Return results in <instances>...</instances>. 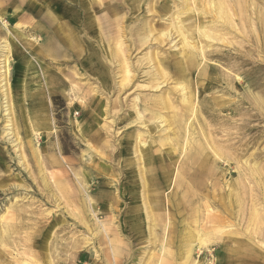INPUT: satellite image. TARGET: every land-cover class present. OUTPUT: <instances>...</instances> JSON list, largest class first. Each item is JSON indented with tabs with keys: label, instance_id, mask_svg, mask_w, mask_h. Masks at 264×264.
Returning <instances> with one entry per match:
<instances>
[{
	"label": "rangeland",
	"instance_id": "1",
	"mask_svg": "<svg viewBox=\"0 0 264 264\" xmlns=\"http://www.w3.org/2000/svg\"><path fill=\"white\" fill-rule=\"evenodd\" d=\"M77 1L61 2L77 16L57 21L65 33L43 23L56 51L44 56L34 51L33 37L44 48L46 34L34 32L33 0H0V264H264V0H210L200 19L217 38L195 65L175 31L182 1ZM184 93L203 160L168 188L161 175L183 154ZM97 224L113 242L94 236Z\"/></svg>",
	"mask_w": 264,
	"mask_h": 264
},
{
	"label": "bare ground",
	"instance_id": "2",
	"mask_svg": "<svg viewBox=\"0 0 264 264\" xmlns=\"http://www.w3.org/2000/svg\"><path fill=\"white\" fill-rule=\"evenodd\" d=\"M99 1V0H98ZM179 1V0H178ZM180 1H182V7L177 11H175L176 13H177V15L176 16H178V22H176L175 20V31H176V33H178V35H180V36H182V40L180 41L181 43H182V48H181V46H180V48L182 49V53H183V58H182V54L181 55H179V56H181V58L182 59H185V61H186V64H190V65H195V64H199V62H202L203 61V59H205V50H206V47H208V44H205V40H207L208 38H212V39H214V38H217V33L214 31V30H212V28H211V23H207V21L205 22V21H202L201 19H200V15H203L204 16V18H206V20H207V18H208V11L210 12V7L212 6V2L210 1V0H180ZM217 1V0H216ZM243 1V0H242ZM247 1V0H246ZM61 2H66V3H70V6H77L78 4H79V2L77 1V0H33V5H32V14H33V16H34V18H35V21H36V27H35V29H34V32L35 33H43V32H45V40H46V46H44V48L43 47H41L40 46V43H38L39 41H40V39L41 38H38V36L36 35L35 37H33V40H35V42H34V51L35 52H37V53H41L42 55H44V56H52V55H54L55 54V46H53L54 44H51L50 45V42H52V36L50 35V34H48V32L45 30V29H47L46 27H51L54 23H57V21L58 20H62V19H64L63 17H68V16H72V17H76L77 18V16H75L74 15V12H73V10H72V8L71 7H66V6H61ZM140 2V1H139ZM218 2V1H217ZM235 2V1H234ZM124 3V2H123ZM122 3V4H123ZM130 3V2H129ZM138 2H136V4H137ZM219 3V2H218ZM229 3V2H228ZM217 4V3H216ZM237 4V3H236ZM246 4V3H245ZM55 5H57V6H59V9L58 10H56V12H58L59 14H56V12L55 13H53V9H54V7H55ZM152 5V4H151ZM226 5V4H225ZM82 6V5H81ZM122 6V5H121ZM167 6V5H166ZM210 6V7H209ZM218 6L219 5H217L216 7H214V10L216 11V8H218ZM241 6V5H240ZM245 6V5H244ZM78 7V6H77ZM171 7V6H170ZM222 7V6H221ZM225 8H226V6H224ZM223 7V8H224ZM233 7H234V5H233ZM239 7V6H238ZM242 7H243V5H242ZM138 8H139V4H138ZM151 9H152V7H150ZM212 8H213V6H212ZM222 8V9H223ZM224 8V9H225ZM237 8V7H236ZM149 9V8H148ZM178 9V8H177ZM224 9H223V12H224ZM227 9H228V7H227ZM226 9V11H228ZM181 10V11H180ZM213 10V11H214ZM217 10H219V9H217ZM212 11V12H213ZM222 11V10H221ZM242 11V10H241ZM153 12V11H152ZM175 12H172V14L170 15L171 17V19H174V13ZM243 12V11H242ZM148 13V12H147ZM217 12H215V14H216ZM238 13V12H237ZM257 13V12H256ZM157 14V13H156ZM214 14V13H213ZM225 14V13H224ZM228 14H230L229 13V11H228ZM239 14V13H238ZM95 15V14H94ZM217 15V14H216ZM215 15V16H216ZM220 15V14H219ZM224 16V15H223ZM228 16V15H227ZM231 16V15H230ZM166 17V16H165ZM163 18V17H162ZM169 18V17H168ZM176 18V17H175ZM213 18V17H212ZM167 19V18H166ZM169 20V19H168ZM170 21V20H169ZM217 21V20H216ZM226 21V20H225ZM215 22V21H214ZM43 23L46 25V27H44L43 26ZM161 23H163V22H161ZM179 23H180V25H179ZM145 27H143V28H146L147 30H148V27H149V29L151 28L150 26H148L146 23H142ZM138 25V24H137ZM137 25H136V33L137 34H139L138 32H139V28L137 27ZM140 25V24H139ZM217 25H219V24H217ZM57 26H59V29H58V31H61V29H62V23L61 22H58L57 23ZM65 26H66V28L68 27V23H66L65 24ZM210 26V27H209ZM215 26V25H214ZM240 26V25H239ZM140 27V26H139ZM242 28V27H241ZM124 29V28H123ZM169 29V28H168ZM146 30V31H147ZM145 31V32H146ZM237 31V30H236ZM62 32L63 33H65V30L64 29H62ZM122 32V31H121ZM123 32H125V31H123ZM148 32H150L149 30H148ZM161 32H162V37H170V36H172L171 34H173L172 33V31L169 29V30H161ZM173 32H174V30H173ZM224 32V31H223ZM68 33H69V31H68ZM149 34V33H148ZM151 34V33H150ZM152 34H153V32H152ZM238 34H239V32H238ZM245 34V33H244ZM120 35V34H119ZM177 35V34H176ZM61 36V35H60ZM159 37L161 36V35H158ZM221 36V35H220ZM219 36V37H220ZM62 37V36H61ZM137 37V36H136ZM149 37H151V36H149ZM218 37V38H219ZM64 38V37H63ZM140 40L138 41V42H140V44H142L143 45V43L145 42V40H146V38H147V36L146 35H144V34H141V35H139V37H138ZM175 38V37H174ZM177 38V37H176ZM152 39V38H151ZM154 39H156V37L154 38ZM154 39L152 40V41H154ZM158 39V38H157ZM156 39V40H157ZM179 39V38H178ZM70 40V39H69ZM148 40V39H147ZM165 40H167V39H165ZM175 40H177V39H175ZM218 40V39H217ZM217 40H214V41H217ZM65 41V40H64ZM131 41V40H130ZM137 41V40H136ZM151 41V42H152ZM158 41V40H157ZM174 41V40H173ZM210 41L211 40H209V44H211L212 43V45H213V42L211 41V43H210ZM220 41V40H219ZM218 41V42H219ZM57 42L59 43V41H58V39H57ZM135 42V41H134ZM154 42H156V41H154ZM160 42V41H159ZM162 42V41H161ZM179 42V41H178ZM5 43V42H4ZM164 43V42H163ZM172 43V42H171ZM170 43V45H172ZM159 44V43H158ZM58 45V44H57ZM59 45H60V47H64V44H63V42H60L59 43ZM59 45H58V47H56V49H59L60 50V48H59ZM180 45V44H179ZM175 46V45H174ZM71 47H74L75 48V45H71ZM147 47V46H146ZM173 47V46H172ZM172 47H171V49H172ZM177 46H175V48H176ZM179 47V46H178ZM213 47V46H212ZM67 48V47H66ZM140 48V47H139ZM158 48V47H157ZM174 48V47H173ZM7 49H8V45L7 44H4V45H1V47H0V57H2L1 59H0V68H3V67H5L6 68V64H7V61H6V57H5V53H6V51H7ZM68 49V48H67ZM127 49H128V47H127ZM133 49V48H132ZM74 50H76V49H74ZM63 51V50H62ZM180 52V51H179ZM178 52V53H179ZM177 53V52H176ZM181 53V52H180ZM106 55V54H105ZM125 55V54H124ZM178 55V54H177ZM153 56V55H152ZM150 58V57H149ZM151 58H153V57H151ZM142 59V58H141ZM145 59V58H144ZM64 60V59H63ZM108 60V59H107ZM154 60H155V57L153 58V62H154ZM181 60V59H180ZM104 61V60H103ZM106 61V60H105ZM109 61V60H108ZM139 61V60H138ZM150 61H152V60H150ZM156 61V60H155ZM61 62V61H60ZM109 62H111V61H109ZM142 62V61H141ZM152 62V63H153ZM63 63H65V62H63ZM113 63H114V61H113ZM119 63V65L121 66V68H122V70L124 71V73L127 71V69H128V62H127V60L125 59V56H121L120 57V61L118 62ZM138 63V62H137ZM140 63V62H139ZM61 64V63H60ZM156 64V63H155ZM174 64V63H173ZM180 64V63H179ZM178 64V65H179ZM201 64V63H200ZM108 65V64H107ZM153 65V64H152ZM182 65V64H181ZM157 68H159V64H156L155 65ZM108 67V66H107ZM153 67H154V65H153ZM180 67V66H179ZM182 68V67H181ZM208 68V67H207ZM1 71L0 72H2V73H7V69H0ZM160 70H161V68H160ZM159 70V71H160ZM183 70V69H182ZM161 72H163L162 70H161ZM167 73V72H166ZM123 77H124V74H123ZM209 77V76H208ZM123 80H124V78H123ZM182 82V81H181ZM156 84V83H155ZM180 84V83H179ZM179 84H177V85H179ZM182 85V84H181ZM181 85L179 86V88L181 87ZM157 86V85H156ZM119 87H120V85H119ZM186 87L185 86H182L181 87V91L182 90H184ZM183 92H186V91H183ZM181 100V99H180ZM134 101V100H133ZM168 102V101H167ZM182 102L185 104L184 105V108H183V110L182 111H185L184 113L183 112H181V115H179V117L177 118V120H176V126H177V129H178V132H179V134L181 135L182 134V136H183V142L184 143H182L183 144V150H182V153L183 154H181L182 156H181V158H180V160H179V162H178V159H179V157H178V159L176 160V162L174 163V165H172V167H169V169L168 170H165V172H164V174H162L161 176L164 178V179H168V183H169V186H168V188L171 186V184L173 183H175L176 182V179H179V176H180V171H181V168H182V166H184V168L186 169V171L187 170H189V169H191V167L193 166V165H199V162L201 161V159L203 158L202 156H201V151L204 149V145H203V143L201 142V140L199 139V137L197 138V137H195L194 136V132H193V130H192V118H193V116H194V111H196L195 110V106H194V100L191 98V96H189L188 94H186V93H184L183 94V96H182ZM133 106H135V105H131V107L133 108ZM132 108H130V109H132ZM135 108V107H134ZM133 108V109H134ZM197 108V107H196ZM136 109V108H135ZM134 109V110H135ZM179 111V110H178ZM137 114L136 115H138V117L141 115V113L140 112H137V111H135ZM144 113H146V112H144ZM178 113V112H177ZM183 113V114H182ZM152 114V113H151ZM135 115V116H136ZM144 115V114H143ZM153 115H154V113H153ZM137 117V116H136ZM139 118H141V117H139ZM157 119H158V121L159 120H163V118H162V116H158V117H156ZM174 119V118H173ZM132 120V119H131ZM141 120H142V118H141ZM152 120V119H151ZM135 121H136V119H135ZM137 121H139V120H137ZM136 121V122H137ZM154 122H156V120L154 121ZM153 121H152V123H150V126H149V128L151 129V130H156L157 128H159V126L160 125H158V123L156 124V123H154ZM160 123V122H159ZM143 125V124H142ZM145 126V125H144ZM146 127V126H145ZM162 128H164V127H162ZM160 129V128H159ZM162 130V129H161ZM157 131V130H156ZM162 131H164V129L162 130ZM175 131V130H174ZM177 132V133H178ZM204 132V131H203ZM108 133V132H107ZM145 135V134H144ZM149 135V134H148ZM139 136V135H138ZM141 136V135H140ZM197 136V135H196ZM159 137V136H158ZM167 138V137H166ZM166 138L165 137H162L161 138V141L162 140H165L166 141ZM169 138H172V137H169ZM156 139V138H155ZM136 140H137V137H136ZM141 140V139H140ZM144 140V139H143ZM152 141V140H151ZM153 141H155V140H153ZM178 141V140H177ZM140 142V141H139ZM136 143V142H135ZM180 143H181V141H180ZM175 145V144H174ZM134 146V145H133ZM185 146V147H184ZM136 149V148H135ZM175 149V148H174ZM173 148H171L170 150L171 151H175ZM190 150V151H187V150ZM95 150V149H94ZM96 151V150H95ZM137 151H139L141 154V157H142V159L144 160V162H146V160H148L149 159V155H150V149H149V147H148V145L147 144H145L144 143V141L143 142H141V144L138 146V150ZM135 152V151H134ZM133 152V153H134ZM103 153V152H102ZM158 153V152H157ZM188 153V154H187ZM135 154H136V152H135ZM154 154V153H153ZM216 155V154H215ZM137 156H138V154H137ZM211 156V155H210ZM131 157V156H130ZM202 157V158H201ZM123 158V157H122ZM129 158V157H128ZM138 158V157H137ZM136 158V159H137ZM121 159V158H120ZM127 159V158H126ZM135 159V160H136ZM140 159V158H139ZM139 159L138 160H136V161H139ZM141 160V159H140ZM203 160V159H202ZM122 161V160H121ZM141 162V161H140ZM139 162V163H140ZM205 162V161H204ZM207 162V161H206ZM212 162V161H211ZM126 163V162H125ZM136 163V162H135ZM213 163V162H212ZM128 165V164H127ZM139 165V164H138ZM137 165V166H138ZM200 166H202V164L200 165ZM125 167V166H124ZM139 168V167H138ZM145 168V167H144ZM193 168V167H192ZM250 169V168H249ZM137 170H139V169H137ZM140 170H141V168H140ZM208 170V169H207ZM143 170H141V172H142ZM139 172V171H138ZM141 174V173H140ZM186 175H187V172H186ZM254 175H255V173H254ZM139 176V175H138ZM141 178L140 179H142L143 180V184L142 185H144V184H146V181H145V179H146V177H145V175L143 176V174L140 176ZM185 177H187V176H185ZM228 181V180H227ZM83 182V181H82ZM84 183H87L88 184V180H84ZM180 183H182V182H180ZM87 184H85V186L87 185ZM149 184V183H148ZM146 186V185H145ZM148 186V185H147ZM142 187H144V186H142ZM141 187V188H142ZM84 188V187H83ZM144 189V188H143ZM135 192V191H134ZM165 194V193H164ZM86 195V194H85ZM84 195V196H85ZM135 195H137V194H135ZM145 195H146V192H145ZM86 197H88V200H89V203L91 204V207H92V210H93V212H94V214L96 213V211H97V208H96V206H95V202H96V200H93V198H91V196H90V194H89V192H88V194H87V196ZM158 197H159V195H158ZM136 197H134V199H135ZM156 199H157V197H155ZM179 198V197H178ZM147 199V198H146ZM85 201V200H84ZM152 201V200H151ZM158 201H160L159 199H158ZM66 202H68V201H66ZM86 202H88L87 200H86ZM85 202V203H86ZM168 202V201H167ZM68 203H70V202H68ZM145 203H146V200H145ZM151 204V203H150ZM169 204V203H168ZM86 205H87V203H86ZM145 205V204H144ZM135 206V205H134ZM139 206V205H138ZM147 206V205H146ZM90 208V207H89ZM132 208H134L135 209V207H132ZM131 208V209H132ZM149 208V207H148ZM162 208V207H161ZM87 209V208H86ZM133 209V211H136V210H134ZM153 209H155L154 207H153ZM91 209H90V211H92ZM137 210H138V208H137ZM147 210V209H146ZM149 211H150V209H148ZM162 210V209H161ZM160 210V211H161ZM149 211H147V212H149ZM160 211H157V212H160ZM151 212V211H150ZM150 212H149V214H150ZM92 213V212H91ZM152 213V212H151ZM162 213V212H161ZM169 213V212H168ZM93 214V213H92ZM155 214V213H154ZM156 214H158V213H156ZM151 215V214H150ZM153 215V214H152ZM154 216V215H153ZM152 216V217H153ZM157 216V215H156ZM163 216V215H162ZM166 216V215H165ZM94 217V216H93ZM170 217V216H169ZM155 218V217H154ZM157 218V217H156ZM147 219H149L148 217H147ZM158 219V218H157ZM82 220V219H81ZM156 220V219H155ZM154 220V221H155ZM162 221V220H161ZM164 221V220H163ZM170 221V220H169ZM102 222V221H101ZM151 223V222H150ZM168 223V222H167ZM167 223H165L166 225H167ZM86 224V223H85ZM101 224V223H100ZM104 224V223H103ZM135 224V223H134ZM154 224V223H153ZM164 224V225H165ZM168 224H170V223H168ZM162 225V224H161ZM102 225H99V224H97V225H95V227L93 228V230H97L98 229V231L96 232V234L94 235V236H96V235H100V236H102L103 238H106L108 241L110 240V242H113V238H111V236L105 231V229L103 228V227H101ZM101 227V228H100ZM156 227H158V226H156ZM162 227V226H161ZM165 227V226H164ZM163 227V228H164ZM103 228V229H102ZM102 229V230H101ZM92 230V231H93ZM150 230V229H149ZM167 230V229H166ZM12 232V231H11ZM161 232H163V231H161ZM91 233H93V232H91ZM164 233V232H163ZM94 234V233H93ZM151 234V233H150ZM163 235V234H162ZM155 236V235H154ZM93 237V236H92ZM163 238H164V236H162ZM153 238V237H152ZM161 239V238H160ZM159 239V240H160ZM162 240V239H161ZM150 241V240H149ZM180 243V242H179ZM162 244V243H161ZM188 246H187V248L185 249V255H186V258H188V257H190V255H191V253H192V244L191 243H189V244H187ZM170 246V245H169ZM184 247V246H183ZM170 248V247H169ZM173 248V247H172ZM184 249V248H183ZM169 250V249H168ZM161 251L163 252V254H164V251H165V246L162 244V247H161ZM176 252V251H175ZM174 252V253H175ZM184 252V251H183ZM173 253V252H172ZM170 255V254H169ZM182 256V255H181ZM184 256V255H183ZM163 258V257H162ZM161 258V259H162ZM164 259V258H163ZM180 260V259H179Z\"/></svg>",
	"mask_w": 264,
	"mask_h": 264
}]
</instances>
